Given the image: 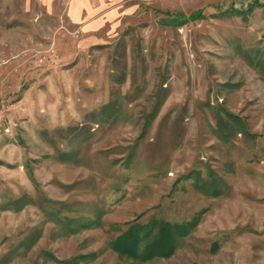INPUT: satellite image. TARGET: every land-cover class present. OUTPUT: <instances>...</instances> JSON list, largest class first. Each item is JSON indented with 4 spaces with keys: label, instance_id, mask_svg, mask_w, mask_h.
Returning <instances> with one entry per match:
<instances>
[{
    "label": "rangeland",
    "instance_id": "rangeland-1",
    "mask_svg": "<svg viewBox=\"0 0 264 264\" xmlns=\"http://www.w3.org/2000/svg\"><path fill=\"white\" fill-rule=\"evenodd\" d=\"M0 264H264V0H0Z\"/></svg>",
    "mask_w": 264,
    "mask_h": 264
},
{
    "label": "trees",
    "instance_id": "trees-1",
    "mask_svg": "<svg viewBox=\"0 0 264 264\" xmlns=\"http://www.w3.org/2000/svg\"><path fill=\"white\" fill-rule=\"evenodd\" d=\"M155 12L163 13L170 19L169 21H172L174 23H179V24L187 23L189 21H193V20L199 18L202 14L201 10L195 11L192 14L172 13L170 11H162L159 9H155Z\"/></svg>",
    "mask_w": 264,
    "mask_h": 264
}]
</instances>
